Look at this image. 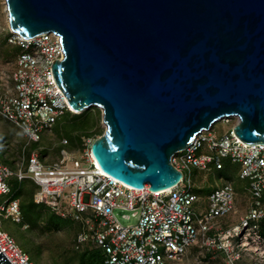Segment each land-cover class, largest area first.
I'll return each mask as SVG.
<instances>
[{"label": "water", "instance_id": "1", "mask_svg": "<svg viewBox=\"0 0 264 264\" xmlns=\"http://www.w3.org/2000/svg\"><path fill=\"white\" fill-rule=\"evenodd\" d=\"M4 3L11 31L58 34L53 77L75 111L100 108L105 128L89 150L119 182L173 186L171 156L225 117L242 141L264 143V0ZM113 212L123 224L138 216ZM0 264H11L3 251Z\"/></svg>", "mask_w": 264, "mask_h": 264}, {"label": "built area", "instance_id": "2", "mask_svg": "<svg viewBox=\"0 0 264 264\" xmlns=\"http://www.w3.org/2000/svg\"><path fill=\"white\" fill-rule=\"evenodd\" d=\"M7 41L17 53L0 81V117L16 126L24 141L13 166L0 159V198L7 194L0 200V226L2 218L22 220L19 198L7 180H30L33 202L76 222L73 248H98L103 264H175L189 255V264H207L216 252L224 264H264V143L242 141L233 125L217 132L212 124L171 156L179 181L156 191L148 184L133 188L103 172L89 150L94 137H82L75 147L64 137L55 159L41 157L27 146L65 113L75 112L51 70L53 60L63 58L62 43L53 31L24 37L10 30ZM231 119L237 120L223 118ZM226 160L237 165L243 183L221 176L219 183H207ZM204 187L208 190L199 191ZM240 189L245 210L233 219ZM114 208L137 214L136 222L121 223ZM0 251L11 264H34L1 229Z\"/></svg>", "mask_w": 264, "mask_h": 264}, {"label": "rangeland", "instance_id": "3", "mask_svg": "<svg viewBox=\"0 0 264 264\" xmlns=\"http://www.w3.org/2000/svg\"><path fill=\"white\" fill-rule=\"evenodd\" d=\"M9 32L5 3L4 0H0V81L3 79L4 73L11 69L17 53L16 46L7 41ZM233 124L234 119L229 122L222 119L214 122L213 126L217 132H223ZM104 128L105 125L101 119L100 108L90 106L83 111L75 113V115L69 114L64 119L59 120L52 129L42 135L40 141L27 147L29 149L36 148L41 157L44 156L52 160L58 156L62 138H68L70 145L75 147L82 137L95 138L103 132ZM71 133H74V137L71 136ZM23 141L24 138L20 130L0 117V159L13 166L20 153ZM213 176L214 178H209L207 183H214L218 176L232 180L235 185L243 183L237 177V165L227 160L225 161V168L216 171ZM7 181L9 183V179ZM216 182L219 183V179H216ZM9 184L14 191L15 186L11 183ZM18 184L20 187L16 191L20 192L19 201L25 205L21 209L22 220L16 223L2 218L0 229L14 237L16 243L28 253L34 264H78L82 254L79 250L73 248V237L77 230V223L59 215V217H54V214H52L54 212L46 205L35 203V210L27 209L29 199H31L29 191L32 192L33 189L32 183L29 180H22L20 182L17 181L16 186ZM5 197H7V194H3L0 200ZM244 198V194L240 189L238 191L236 209L231 214V218L235 219L244 212ZM191 256L189 255L188 258H184L175 264H189L193 260ZM209 256L207 264H224L221 253L216 252L214 255L210 254ZM93 264H96L95 261Z\"/></svg>", "mask_w": 264, "mask_h": 264}, {"label": "trees", "instance_id": "4", "mask_svg": "<svg viewBox=\"0 0 264 264\" xmlns=\"http://www.w3.org/2000/svg\"><path fill=\"white\" fill-rule=\"evenodd\" d=\"M75 113H77V112H75ZM75 113H71V112H67V113H65L59 120H61V119H64L67 115H75ZM59 120L57 121V122H59ZM56 122V123H57ZM30 181V180H29ZM31 182V181H30ZM9 183H11V184H13L14 186H15V192H14V195L16 196V197H20V192H18V191H16V189L18 188V187H20V185L18 186H16V184H17V180L16 179H13V178H11V179H9ZM32 183V182H31ZM22 185V184H21ZM32 186H33V189H32V192H33V190H34V188H35V186H34V184L32 183ZM30 190V189H29ZM208 190V188H202V189H200L199 191H201V192H204V191H207ZM30 193V198L31 199H29V202H28V205H27V209H32V210H35L34 209V206H35V203L33 202V200H32V192L31 191H29ZM20 200V199H19ZM42 205H44V204H42ZM25 207V205L24 204H22V203H20V209H22V208H24ZM21 214H22V212H21ZM52 214H54L53 216L54 217H59L57 214H55V213H52ZM53 217V218H54ZM80 252H81V254H82V256H81V258H80V262H78V264H93V262L95 261V263L96 264H103L102 263V253H101V251L98 249V248H93V247H85V248H83L82 250H79Z\"/></svg>", "mask_w": 264, "mask_h": 264}, {"label": "bare ground", "instance_id": "5", "mask_svg": "<svg viewBox=\"0 0 264 264\" xmlns=\"http://www.w3.org/2000/svg\"><path fill=\"white\" fill-rule=\"evenodd\" d=\"M6 10V9H5ZM75 112H77V111H75Z\"/></svg>", "mask_w": 264, "mask_h": 264}]
</instances>
